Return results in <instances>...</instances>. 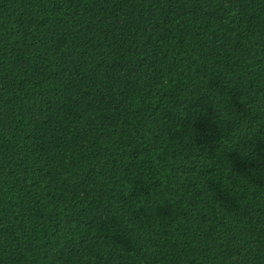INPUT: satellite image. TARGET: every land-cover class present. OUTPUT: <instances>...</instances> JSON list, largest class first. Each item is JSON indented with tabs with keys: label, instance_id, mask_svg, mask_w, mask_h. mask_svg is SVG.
Returning a JSON list of instances; mask_svg holds the SVG:
<instances>
[{
	"label": "trees",
	"instance_id": "1",
	"mask_svg": "<svg viewBox=\"0 0 264 264\" xmlns=\"http://www.w3.org/2000/svg\"><path fill=\"white\" fill-rule=\"evenodd\" d=\"M0 264H264V0H0Z\"/></svg>",
	"mask_w": 264,
	"mask_h": 264
}]
</instances>
